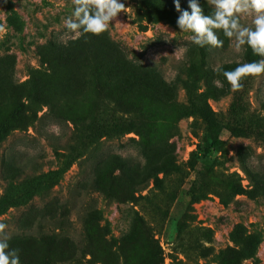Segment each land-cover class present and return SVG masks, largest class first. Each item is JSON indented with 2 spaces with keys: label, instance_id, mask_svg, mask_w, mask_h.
Instances as JSON below:
<instances>
[{
  "label": "rangeland",
  "instance_id": "374dc122",
  "mask_svg": "<svg viewBox=\"0 0 264 264\" xmlns=\"http://www.w3.org/2000/svg\"><path fill=\"white\" fill-rule=\"evenodd\" d=\"M120 2L105 33L76 38L64 26L73 0H0L10 248L21 264H264V75L233 92L214 71L262 57L236 53L222 30L223 47L195 45L173 0ZM46 105L65 123L13 120ZM114 153L139 161L137 174ZM108 173L122 184L109 186Z\"/></svg>",
  "mask_w": 264,
  "mask_h": 264
},
{
  "label": "clouds",
  "instance_id": "9594fccd",
  "mask_svg": "<svg viewBox=\"0 0 264 264\" xmlns=\"http://www.w3.org/2000/svg\"><path fill=\"white\" fill-rule=\"evenodd\" d=\"M212 9L206 15L199 0H188V10H182L180 0H173L174 8L179 13L176 24L181 32H191L192 42L199 46L223 47L215 30H222L223 35L233 41L236 53H244L251 49L253 55L262 57L260 60L239 63L234 69L222 71L231 91L243 89L242 81L247 77L264 75V0H206ZM73 10L64 19L68 33L76 38L81 36H99L105 33L119 13L124 12L125 4L120 0H73ZM241 15L251 17V24L241 23ZM3 28L0 26V31ZM222 87L219 81H214ZM7 225L0 222V264H21L19 250L10 248V236Z\"/></svg>",
  "mask_w": 264,
  "mask_h": 264
},
{
  "label": "trees",
  "instance_id": "16d2710c",
  "mask_svg": "<svg viewBox=\"0 0 264 264\" xmlns=\"http://www.w3.org/2000/svg\"><path fill=\"white\" fill-rule=\"evenodd\" d=\"M155 67H151L150 69L153 70ZM157 73L158 71L156 69H154ZM159 74V73H158ZM28 103V101H27ZM25 105V104H23ZM22 105V106H23ZM22 106L19 107L17 109V113L16 111L12 112V115L14 117V122H16L17 124L20 125H26L27 124V121L28 119H34V120H45L43 124L45 125H48V124H55V125H62L64 124L65 122L63 121V119L61 118V115L58 114L57 111H55L54 109H52L50 106L46 105V110L44 113H42L41 116L37 117L36 116V111H30L29 113L27 114H24V111L22 109ZM196 110L197 112L201 115V117L203 118H208L210 115H209V111L207 110V106L204 105V106H198L196 107ZM76 130V127L73 125V128H71V131H70V136L75 132ZM70 138V137H69ZM113 158V163L114 164H120L119 166L123 167V168H126L129 170V172H132V173H135L137 174V165L139 163V161L137 162L135 159H133L131 157V155H126V156H121L120 154H113L111 156ZM129 163V164H128ZM133 164H135V166H132ZM121 167H118V172L121 176L124 175L125 171L123 169H121ZM130 176V175H129ZM117 177L119 176H116V175H112V174H109L108 173V178L106 179V182H108L109 186L111 185H116L117 184H122V181L121 179L118 178V181L115 183V179H117ZM130 184L131 186H134L135 184H137L138 181L136 180H133V178L130 176ZM101 180V175H96L94 173V177L92 179V182H95L96 184H98ZM90 182H91V179H90ZM86 184H88V181L87 180H83L81 185H80V188H82L83 186H85ZM127 193V192H126Z\"/></svg>",
  "mask_w": 264,
  "mask_h": 264
}]
</instances>
